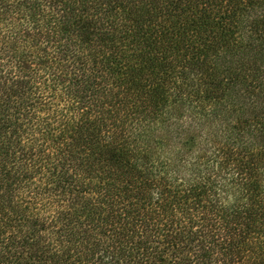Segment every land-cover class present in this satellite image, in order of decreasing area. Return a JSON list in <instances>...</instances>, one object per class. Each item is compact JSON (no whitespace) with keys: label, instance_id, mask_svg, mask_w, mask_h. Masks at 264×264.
Masks as SVG:
<instances>
[{"label":"trees","instance_id":"1","mask_svg":"<svg viewBox=\"0 0 264 264\" xmlns=\"http://www.w3.org/2000/svg\"><path fill=\"white\" fill-rule=\"evenodd\" d=\"M0 264H264V0H0Z\"/></svg>","mask_w":264,"mask_h":264}]
</instances>
